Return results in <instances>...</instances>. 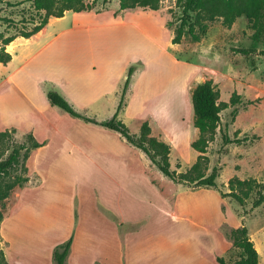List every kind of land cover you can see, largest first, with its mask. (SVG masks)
<instances>
[{"label":"rangeland","instance_id":"374dc122","mask_svg":"<svg viewBox=\"0 0 264 264\" xmlns=\"http://www.w3.org/2000/svg\"><path fill=\"white\" fill-rule=\"evenodd\" d=\"M87 1L94 3L90 11L76 16L66 11L61 19L50 17L42 33L26 40L14 39L9 50L12 62L0 66V93L7 90V95H0V131L15 129L13 138L17 140L26 132L38 141L47 138L38 130L21 126H25L27 116H15L18 107L10 103L12 91L2 83L6 76L16 78L29 92L36 81L47 90L50 86L59 89L58 82L49 81L51 75L71 76L79 92L92 85L89 95L77 92L72 105L102 121L112 117L128 67L133 64L136 68L128 86L132 92L128 97L126 92L127 105L118 118L134 134L147 121L150 135L170 147V168L191 176L195 173L190 168L200 155L192 147L199 132L193 124L191 91L199 82L211 79L221 103H228L233 92L241 99L236 114H232L234 106L230 104L221 110L220 125L207 142L205 159L200 161L205 176L217 168V187L175 183L116 131L54 107L55 112L46 115L52 119L65 115L66 123L59 120L61 130L80 142L82 156L76 148L70 154L59 150L56 138L31 151L26 161L29 180L22 187L15 186L0 202L3 217L10 216L3 232L9 237L7 252L14 258L11 263L30 264L31 259L43 263L46 246L59 242L69 230L68 204L73 193L71 213L79 217L80 206L86 207L82 218L96 241L113 242L111 221L121 239L125 234L132 236L130 261L219 264L216 258L222 257L232 264L236 250L227 232L245 225L259 255L257 264H264V201L252 209L249 198L240 206L218 192L230 191L228 181L233 177L264 182V54L260 52L264 39L253 42L251 22L244 15L227 25L221 16L195 22L191 12L189 21L198 39L186 33L173 44L171 38L182 14L177 0H161L154 11L144 7L120 11L118 0ZM35 13L30 1L0 0V16L18 20ZM253 45L256 53L237 51ZM91 62L96 63L94 69L89 66ZM137 90L144 95L135 96ZM97 91H104L105 96L91 105H78V101L91 100ZM247 100L251 102L243 107ZM69 121L72 125L67 129ZM223 135L229 143L223 142ZM67 142L66 147H70ZM93 151L99 152L91 157ZM28 187L20 207L15 205L10 212L17 194ZM26 201L34 205L35 213L27 210ZM6 246L0 236L4 255Z\"/></svg>","mask_w":264,"mask_h":264},{"label":"trees","instance_id":"16d2710c","mask_svg":"<svg viewBox=\"0 0 264 264\" xmlns=\"http://www.w3.org/2000/svg\"><path fill=\"white\" fill-rule=\"evenodd\" d=\"M30 1L34 15L22 16L15 20L6 15L0 16V63H7L11 60V54L6 46L16 37L29 38L39 32L48 22L50 17H61L66 11H89L94 3L87 0H22ZM161 0H118V10L127 8L144 7L156 10ZM182 8L179 23L174 29L171 43H179L183 35L188 33L197 40L198 35L193 30V23L189 21L191 12L195 13V22L211 20L221 16L223 22L230 25L236 17L244 15L251 22L253 29L252 40L255 44L264 39V0H177ZM116 12H114V15ZM170 24V23H168ZM4 27L1 29V26ZM243 55L256 53V46L240 47L237 49ZM264 54V50L260 51ZM135 65L128 67V76L121 88L118 104L108 120L98 121L73 108V105L56 89L50 88L46 91L48 102L64 110L72 117L79 118L85 122L102 126L106 129L119 133L127 143L142 150L150 162L168 179L175 183H185L194 188L217 187V168L213 167L209 175L205 176L200 169V161L205 159L206 145L213 137L220 125V112L224 106H234L232 114H236L241 103L240 95L233 92L228 103L219 101V91L211 79H205L194 86L191 91V102L193 108V124L199 132V137L192 142V147L200 152L197 161L190 168L195 174L176 173L170 168L169 145L154 136L150 135V126L143 121L139 127L138 134L131 133L118 115L124 107L125 94L127 92L130 78L135 70ZM250 100L244 102L245 107ZM15 129H4L0 131V202H3L15 187H22L28 180V169L26 161L32 150L40 147L43 143L38 142L31 132H26L20 140L13 138ZM258 138V136L254 137ZM244 137L243 140H247ZM223 142L230 140L223 135ZM18 171L17 173H15ZM190 172V173H191ZM228 192L218 190L220 197H230L240 206L246 199L251 200V208H256L264 201V182H257L254 179L230 178L228 181ZM3 219L0 209V222ZM77 217L75 214L73 225ZM227 236L232 240V246L236 250V258L232 264H257L259 255L252 240L248 236V229L245 225L230 229ZM73 240V232L63 242L57 243L51 254L52 264H67V257ZM219 264H228L222 257L216 258ZM0 264H8L5 255L0 251ZM93 264H101L95 261Z\"/></svg>","mask_w":264,"mask_h":264},{"label":"crops","instance_id":"0c3cea01","mask_svg":"<svg viewBox=\"0 0 264 264\" xmlns=\"http://www.w3.org/2000/svg\"><path fill=\"white\" fill-rule=\"evenodd\" d=\"M125 10H130V8H127ZM80 13H81V11H78V12L73 11V16H76ZM64 15H65V13H64ZM64 15L61 17H55V18L61 19L64 17ZM50 19H49V21H50ZM48 22H47V24H48ZM46 25L36 34L42 33L46 29ZM26 39H28V38H25V40ZM13 41H11L6 46V50L8 52L12 47ZM11 62H12V55H11L10 61H8L5 64L0 63V66L7 67L8 65H6V64L11 63ZM91 64L89 66H91V68L94 69V67H95L94 64H96V63L91 62ZM56 77H54V75H51L48 79H49V81H53L54 83H55V81L58 82L59 83L58 85L60 87L59 89L62 92H60L58 88H55L52 86H50V87L59 91L64 97H67L69 103H71V104L75 103L76 99H74V95L77 96V92L79 94L81 93V95L82 94L89 95L91 93L90 88L94 87L92 85H88L86 87V88H88L87 91H80L79 92V91L75 90V88H77V87L74 83L75 82L74 78H72L71 76H64V77H57V78ZM2 83H4L5 86L8 85L10 91H12L10 93V96H9V97H11L10 103H12L13 107H18L17 108L18 110L15 112V116L19 117V116L24 115V114L27 116V119L25 121L26 122L25 126H23L24 124H21V126L24 127V129L38 130V131H40V133H44V136L47 135L46 136L47 138H45V137L41 138L39 141L36 139L38 142L43 143L40 147H42L44 145H48L50 140H53V138H56L58 140L59 150L63 149L68 154H70V153H72L71 149L76 148L78 154H80V150H79L80 142L78 140L74 139L73 136L71 138L65 136V132L61 130V125L59 123V120L62 119V121H64L66 123L67 120L65 119V115H59L58 118H54V119H52L51 116L46 115L47 112H55L54 107H57V106L51 105L46 98L47 86L41 85L40 83L38 84V81H36L33 84V88L31 90V92H29V91L23 89V87L21 86L19 81L16 78H13L11 75L6 76ZM49 83H51V82H49ZM131 92H132V90H131V86H130L128 88V91H127V97L131 94ZM6 93H7V90L4 91L3 93H0V95H7ZM141 94L144 95V93H140V91L137 90L135 93V96H139ZM103 96H105L104 91H97V92L93 93V95L91 96V100L84 99V102L78 101L77 103L79 106H84V105H88V104L91 105V102L97 101ZM6 99L7 98H4V101H6ZM117 104H118V102H117ZM126 105H127V102H126L124 107H126ZM23 107H25V108H23ZM55 119H58V120H55ZM67 123H69V124L67 125L66 128L69 129L70 125H72L71 124L72 121H69ZM17 125L19 126L20 124H17ZM66 142L70 143L71 146L66 147ZM40 147H38V148H40ZM94 152L98 153L99 151H93L91 157L93 156ZM41 181H42V179H41ZM28 189H29V187L26 188L25 190H22L20 192V194H17V196H16L17 201L14 204L13 208L10 210V212L14 209V207H16L17 205L19 206V204L22 203L21 196L24 195L23 193ZM72 194L73 193L70 194V198L72 197ZM70 198H69V204H68V213H69L68 221H69V225H70L69 230H67V232L65 231L64 232L65 234L63 236H61V237L59 236L60 241L57 242V243L63 242L73 232V240H72L70 250H69V254L67 257V264H93L95 261H98L101 264H139V262H137L135 259H133L131 261L129 260L130 259L129 258V256H130V251H129V244L130 243H129V241H130L131 235L125 234L124 236H122V239H121L120 234L115 229L112 221L109 223V220L106 219L108 221L109 225L111 226L110 229H111V236H112L113 242H108V241H110V239H105L104 241H106V242H101V241L95 240L94 232H92V229L90 227L89 228L86 227L84 224L82 215H83V210L86 207L83 205L80 206V208H79V217H78V215L76 216L77 222H76V225L74 226L73 222H74L75 214H74V212L71 213ZM24 204H26L28 211L32 210L33 213H35L36 209L32 203L26 201V202H24ZM90 210L92 211V209H90ZM6 215L3 217V219L0 222V236L5 242H7V246L4 250L6 261L8 264H12L11 259H14V258L12 257V255L9 252H7V249L10 246V242L8 241L9 237H7L5 235V233L3 232L5 225L8 222L9 217H10V216H6ZM71 225H72V229H71ZM106 238H109V237H106ZM57 243H53V244L46 246L47 247L46 248V254H45V257H44V255L42 256V257H44V261L42 264H52V259H51L52 249ZM109 245H110V247H109ZM50 247H52V248L49 250ZM9 254H10V258H9ZM9 261H10V263H9ZM30 264H40V263L33 261V259H31Z\"/></svg>","mask_w":264,"mask_h":264}]
</instances>
